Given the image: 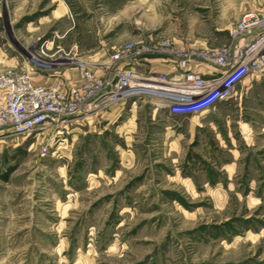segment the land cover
Returning <instances> with one entry per match:
<instances>
[{"label": "rangeland", "instance_id": "obj_1", "mask_svg": "<svg viewBox=\"0 0 264 264\" xmlns=\"http://www.w3.org/2000/svg\"><path fill=\"white\" fill-rule=\"evenodd\" d=\"M249 11L264 0H0V77L27 82L8 81L0 107L3 92L9 102L54 86L87 99L82 73L105 83L116 57L170 81L181 69L168 57L180 53L212 70L203 80H222L216 54L232 65L230 30ZM257 62L224 79V99L197 105L219 87L178 112L136 89L140 98L62 128L0 134V264H264V84L242 94L248 78H264ZM37 71L51 79L37 82ZM146 81L159 80L132 83Z\"/></svg>", "mask_w": 264, "mask_h": 264}, {"label": "built area", "instance_id": "obj_2", "mask_svg": "<svg viewBox=\"0 0 264 264\" xmlns=\"http://www.w3.org/2000/svg\"><path fill=\"white\" fill-rule=\"evenodd\" d=\"M253 32L257 33V38L252 41V43L249 45V48L255 50V55L250 58H246L243 53H240L241 48L239 47V45L245 41V36ZM230 33L238 42L237 50L232 56L233 63L229 67L226 66L228 64L224 61L223 58V55L226 50H223L221 53L216 54L217 59L215 60L216 63L214 65L215 74L222 73L225 76L222 80H220V78L217 76L216 78L209 79L207 81L203 80V75H196L194 71H190L188 69L190 68L189 64L192 60L189 57L178 53L174 55H169L168 57V59H174V64H177L181 69V73H179L178 76H175L174 78L170 79V81H164L162 79L148 77L150 79L159 81L157 83H154L152 81H146L138 85L137 83H132L136 85V87L132 88L134 90L139 89L142 92H145L147 96L143 98L148 99L151 103H154V105L160 104L168 107L172 105L173 111L175 112H178V110L189 108L191 104H193L194 101H197L200 96H203L206 91H214L219 87H222L220 91L218 90V92H214L210 97H206V99H203V101H201L197 105H201L204 102L206 104L208 100L212 99V97H215L217 94H221L220 99H224L223 97L227 96V93L224 94L222 93V91L225 90L227 86H229L232 80L231 79L230 81L224 82V79L239 74V72L244 69V66L249 61H258L257 63L261 64V66L264 67V11H249L244 13L239 22L235 25V27L230 30ZM111 60L114 65L113 67H111L112 65L108 66V64H106L107 66L105 67V70L109 74V77L105 81V83L97 81L95 72L86 71L82 73V79L86 84L84 92L86 91L85 97L87 99H83V96H79L76 91L72 89L69 90V95L60 93V89H57V86L51 87L49 89L41 88L40 91L43 92L42 95L44 96V98L42 99L35 98L32 95H23L21 102L18 101V103L20 102L17 106L18 111L15 113H19L20 116L23 117L24 123L21 124L19 128H17V131H12L11 134L18 136L29 135L30 133H32V131L37 128L42 129L44 127H61L60 124L57 126H49V124H51L50 117L55 119V115L59 113L62 114L59 118L60 123L68 118L66 114L78 113L80 110L87 112L89 110L87 107L90 106L92 110H94L95 108H100L101 111H104V108L111 107L122 101H127L128 98H140V96L137 95H125V91H127L128 89L122 87V82L125 81L124 83H126L127 81V79H124L122 75H132V70H134L122 69V64L124 63V61H128V59L122 61L119 60V57H116ZM136 60L137 59L134 58L133 62ZM55 64V62H52V65L49 69L52 70L53 67H55ZM235 65L236 67L234 68L233 66ZM114 66H117V68L115 69ZM40 67L46 69V67L44 66ZM232 68L234 69L232 70ZM113 75L118 77L121 76V79L112 78ZM23 78L24 76L22 73H12L11 71L6 72L5 75H2L0 77V89H6L5 86H11L10 84H8V81H15L19 79L23 81V85L25 86L27 82L24 81ZM184 78H186L185 82H188V84L186 85H182V79ZM237 80L239 79H236V81ZM240 82L241 81H239V83ZM12 84L14 86L19 85L17 83ZM103 85L105 86L104 88L102 87ZM112 87H114V91L112 90ZM6 94L3 92V95L6 99V105L0 107V120L3 122L5 121L4 112L8 111L11 102L17 103V101L13 99H10L8 102V99L11 98V96ZM100 101H104L105 103L102 105ZM99 102L100 105H98ZM208 105H210V103H208Z\"/></svg>", "mask_w": 264, "mask_h": 264}, {"label": "bare ground", "instance_id": "obj_3", "mask_svg": "<svg viewBox=\"0 0 264 264\" xmlns=\"http://www.w3.org/2000/svg\"><path fill=\"white\" fill-rule=\"evenodd\" d=\"M245 37H248V38L254 40V39L257 38V33L256 32H253V33H250L249 35H247ZM246 45L245 46H242V48L240 50V53H243L246 58H250L253 55H255V50L252 49V48H249L250 43H248ZM135 63L136 62H134V64ZM112 65H114V64H112ZM188 69L190 71H194L196 73V75H199V74L200 75H203L200 72V70L197 69V68H191L190 67ZM132 73H133L132 75H122V77H124V79H127L126 83H124L125 81L122 82V86H125L126 84L132 83L134 81L148 79V78H145V75H141V74H139L137 72H133V70H132ZM112 78H117V79L119 78V79H121V76L118 77V76L113 75ZM124 79H122V80H124ZM185 80H186V78L182 79L183 85L188 84V82H185ZM135 91H137V90H135ZM140 93L141 92H134V89L133 88H130L127 91H125V95H138ZM42 94H43V92H41V91L35 90V91L29 92L26 89H22L19 93L17 92V94H14L13 97H12V99L15 100V101H17V103L11 102L10 108L5 113V121L3 122V121L0 120V133H7L8 134V133H11L12 131L15 132V131H17V128H19L20 125L24 123L23 117H21L19 113H15V112L18 111L17 106L21 102L23 95H32L35 98L42 99V98H44V96ZM18 101H20V102L18 103ZM87 108L89 109L87 112L80 110L78 113H74V114L73 113H69V114H66V116L68 118L65 121L63 120L60 123H59V118L61 117L62 114L61 113L56 114L55 115V119H53V118L50 117L51 124H49V126H57V125L60 124V126H61L60 128H62L63 126H68L70 123L76 121V119L79 118L80 116L89 114L90 113L89 111H91V112L92 111H95V110H96L95 112L100 111V108H95L94 110L91 109V106L90 107H87Z\"/></svg>", "mask_w": 264, "mask_h": 264}, {"label": "crops", "instance_id": "obj_4", "mask_svg": "<svg viewBox=\"0 0 264 264\" xmlns=\"http://www.w3.org/2000/svg\"><path fill=\"white\" fill-rule=\"evenodd\" d=\"M137 63V62H136ZM135 63V64H136ZM24 65V64H23ZM22 65V66H23ZM138 67H144V64H142V66H141V64H138ZM197 69H199L200 70V72H202V73H212V70H210V71H206V72H204L203 70H202V68H197ZM37 75H39V76H41V80L39 79V80H37V82H39V83H46V82H48L51 78L50 77H47L48 75H44L43 73H41V72H39V71H37V73H36ZM67 76V78H66V80H71L72 79V77H73V75H72V73H68V75H66ZM72 76V77H71ZM40 78V77H39ZM43 78V79H42ZM73 80V79H72ZM253 84L254 85H259V84H264V78H256V77H254V76H252V77H250V78H248V80L246 81V84L244 85V86H246V88H245V91H243L242 92V94H243V96L244 95H247L249 92H250V90L254 87L253 86ZM249 85V86H248ZM243 86V87H244ZM242 94L240 95V96H242ZM135 105H137V104H135ZM121 109L123 110V108H118V109H113L111 112H109V113H106V114H102V120L104 121H108V122H112L113 120L115 121V120H117L120 116H121ZM136 106H133L132 107V109H130L129 110V112H130V114H131V119H133L134 120V118H135V115L137 114V111H136ZM107 116V117H106ZM82 120L83 119H81V120H79L77 123H75L76 124V126L78 125V124H81L82 123ZM99 121V120H98ZM83 124V123H82ZM78 130V128H76L75 129V131H77ZM1 135H3L4 136V134L5 135H7V133H0ZM7 137H5L3 140H1L0 142H2L3 144H8V141H7Z\"/></svg>", "mask_w": 264, "mask_h": 264}]
</instances>
